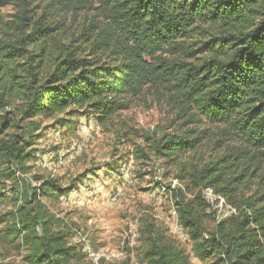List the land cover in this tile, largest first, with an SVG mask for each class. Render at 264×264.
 <instances>
[{"label": "trees", "instance_id": "16d2710c", "mask_svg": "<svg viewBox=\"0 0 264 264\" xmlns=\"http://www.w3.org/2000/svg\"><path fill=\"white\" fill-rule=\"evenodd\" d=\"M5 6L15 12L0 26L6 178L30 170L43 121L71 131L80 117L91 118L119 141L127 138L116 126L119 113L149 92L172 104L180 123L173 133L144 135L147 145L132 153L173 171L180 186L168 185V194L194 255L211 259L206 264H264V0H0ZM88 11L70 30L67 16ZM32 178L37 186L10 188L15 206L0 217V238L26 264L78 261L67 220L44 201L66 200L78 179L62 187L53 176ZM205 187L237 213L216 222ZM143 220L144 264H193Z\"/></svg>", "mask_w": 264, "mask_h": 264}, {"label": "rangeland", "instance_id": "374dc122", "mask_svg": "<svg viewBox=\"0 0 264 264\" xmlns=\"http://www.w3.org/2000/svg\"><path fill=\"white\" fill-rule=\"evenodd\" d=\"M12 6L0 7V26L10 25L13 20ZM39 13V12H38ZM91 16V11L68 15L70 30L78 28ZM204 53L196 57H206ZM116 124L127 138L115 141L112 134L105 133L91 118L80 117L74 130H57L51 120L41 123V137L36 140L37 149L29 160L27 173H15V180L0 172V217L15 206L10 188L14 181L18 186L30 183L33 175L53 176L59 185L67 186L78 179L77 187L66 200L44 201L60 212L71 228L70 243L77 245L81 258L70 264H94L85 248L98 255L111 253L112 261L98 264H122L128 259L131 264H144L143 252L146 243L141 236L143 219L154 221L174 244L185 250L193 264H206L211 259L201 260L193 253L192 242L172 213L173 204L168 194V185L180 186L160 159L137 160L132 153L135 145H147L144 135L155 132L173 133L180 123L175 110L167 101L157 100L149 92L130 99V107L119 113ZM174 121V122H172ZM124 125V126H123ZM123 126V127H122ZM211 129L208 137L214 129ZM206 152L203 159L210 158ZM115 166L117 169L112 168ZM6 165L0 167V171ZM93 169L94 172H90ZM170 186V187H171ZM19 188H16L18 190ZM114 198V199H113ZM210 211V210H209ZM213 215V214H212ZM177 223L179 232L173 233L170 226ZM207 227L212 225L206 222ZM4 222H0V229ZM0 264H26L13 243L0 238Z\"/></svg>", "mask_w": 264, "mask_h": 264}, {"label": "built area", "instance_id": "2783aa9c", "mask_svg": "<svg viewBox=\"0 0 264 264\" xmlns=\"http://www.w3.org/2000/svg\"><path fill=\"white\" fill-rule=\"evenodd\" d=\"M33 185L37 186L38 183L33 182ZM200 192H201L202 197L205 200V202L210 207L215 209L216 222L237 213L236 208L232 204L227 202L224 196L216 193L212 188H210V187L200 188ZM172 213L177 217V213H176L174 206L172 209ZM170 229L173 233H178L179 232V225L177 223H175V224L170 226ZM85 250H86L88 256H90V260H92L93 263H95V264L98 263L101 259L108 261V260H112V258H113V255L111 253L98 255L96 252L90 251L89 247H86Z\"/></svg>", "mask_w": 264, "mask_h": 264}]
</instances>
